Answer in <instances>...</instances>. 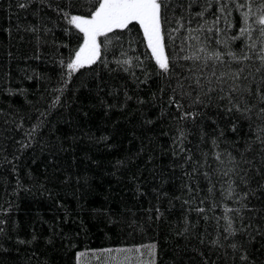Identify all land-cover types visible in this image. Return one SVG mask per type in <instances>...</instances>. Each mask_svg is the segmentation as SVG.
I'll return each instance as SVG.
<instances>
[{"label":"trees","instance_id":"1","mask_svg":"<svg viewBox=\"0 0 264 264\" xmlns=\"http://www.w3.org/2000/svg\"><path fill=\"white\" fill-rule=\"evenodd\" d=\"M102 2L0 0V264H264V0H161L168 71L137 22L73 70Z\"/></svg>","mask_w":264,"mask_h":264},{"label":"snow or ice","instance_id":"2","mask_svg":"<svg viewBox=\"0 0 264 264\" xmlns=\"http://www.w3.org/2000/svg\"><path fill=\"white\" fill-rule=\"evenodd\" d=\"M161 7V0H103L90 19L73 16L70 22L85 34V43L76 54V60L68 67L75 70L84 63L95 61L99 55L96 40L98 35L106 34L114 28H126L130 23L137 22L143 27L159 67L168 71V58L163 53L162 45ZM259 23L264 25V15L260 17ZM261 31L264 33V29ZM261 112H264V109H261Z\"/></svg>","mask_w":264,"mask_h":264},{"label":"rangeland","instance_id":"3","mask_svg":"<svg viewBox=\"0 0 264 264\" xmlns=\"http://www.w3.org/2000/svg\"><path fill=\"white\" fill-rule=\"evenodd\" d=\"M81 17H85V18H91V17H87V16H81ZM85 35V34H84ZM98 37V36H97ZM96 40H97V44H98V39L96 38ZM84 47V46H83Z\"/></svg>","mask_w":264,"mask_h":264}]
</instances>
